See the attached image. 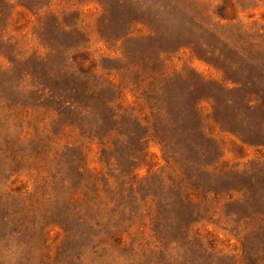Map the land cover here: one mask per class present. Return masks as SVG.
I'll use <instances>...</instances> for the list:
<instances>
[{
	"label": "rangeland",
	"instance_id": "374dc122",
	"mask_svg": "<svg viewBox=\"0 0 264 264\" xmlns=\"http://www.w3.org/2000/svg\"><path fill=\"white\" fill-rule=\"evenodd\" d=\"M0 264H264V0H0Z\"/></svg>",
	"mask_w": 264,
	"mask_h": 264
},
{
	"label": "trees",
	"instance_id": "16d2710c",
	"mask_svg": "<svg viewBox=\"0 0 264 264\" xmlns=\"http://www.w3.org/2000/svg\"><path fill=\"white\" fill-rule=\"evenodd\" d=\"M69 215H71V213H69ZM79 220L83 221V215L81 217H79ZM91 222V220H90Z\"/></svg>",
	"mask_w": 264,
	"mask_h": 264
}]
</instances>
